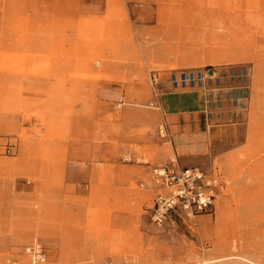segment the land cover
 <instances>
[{"label":"rangeland","instance_id":"374dc122","mask_svg":"<svg viewBox=\"0 0 264 264\" xmlns=\"http://www.w3.org/2000/svg\"><path fill=\"white\" fill-rule=\"evenodd\" d=\"M155 15L144 46L159 61L122 77L132 17ZM203 69L223 78L222 94L238 86L229 70L248 74L246 99L234 115L212 106L202 129L222 141L186 156L151 107V78ZM130 106L157 117L141 146L121 144ZM171 160L217 169L226 185L213 214L162 230L150 218L152 169ZM78 163L109 180L70 184ZM120 164L134 166L128 186ZM33 244L46 264H264V0H0V264H31Z\"/></svg>","mask_w":264,"mask_h":264},{"label":"built area","instance_id":"2783aa9c","mask_svg":"<svg viewBox=\"0 0 264 264\" xmlns=\"http://www.w3.org/2000/svg\"><path fill=\"white\" fill-rule=\"evenodd\" d=\"M228 78L235 80L238 86L229 88L228 97H223L222 90L225 89L223 78L213 69L182 70L166 77L156 73L151 78L154 95L151 107L160 108L159 99L164 95L197 90L208 98L207 116L212 106L222 111L226 104L232 107L234 115L239 111L241 104L238 88H246L248 74L237 73L231 69L228 71ZM164 132L163 127L161 129L163 137ZM225 185L217 169L209 172L196 167H181L176 160L154 167L152 187L156 191V196L150 214L152 223L162 230L176 228L179 224L193 225L197 218L216 211ZM25 254L31 264H46L49 261V254L39 244L28 246Z\"/></svg>","mask_w":264,"mask_h":264},{"label":"crops","instance_id":"0c3cea01","mask_svg":"<svg viewBox=\"0 0 264 264\" xmlns=\"http://www.w3.org/2000/svg\"><path fill=\"white\" fill-rule=\"evenodd\" d=\"M92 5V4H91ZM90 5V6H91ZM105 8L106 5L104 4ZM133 9V6H130ZM131 11V10H130ZM132 10V14H133ZM152 24L143 23L141 18L132 17V23L134 30L137 34V42H128L127 44L121 45V76L132 78L135 75H141L145 73V69L142 67L144 63L149 69L152 61L158 60L154 58L150 51L147 50L144 46V38L149 33L150 29L154 26H157V17L156 15L152 17ZM121 86V93L127 91V83L121 82L118 84ZM104 87L109 88L106 84ZM226 93V92H225ZM223 93V97H228V93ZM240 99L244 101L245 92L241 90L239 92ZM216 98V97H215ZM208 98L205 94L197 90L183 91L172 94H167L162 96L159 99L160 110L163 114L165 122H171L168 126L170 136L173 134L175 129L178 133L176 137H173L178 153L182 155H193L196 153L206 154L213 147V144L221 139L222 141V130H216L211 132V130L202 129V117L207 116ZM241 101V102H242ZM125 105L121 104L123 107ZM152 112L142 113L139 109L135 107H127L123 110V116L121 117V144L128 145L130 147L141 146V135L139 132L143 127H148L154 129L157 127V117L153 116ZM212 122V120H211ZM210 118H207V126L211 127ZM106 124L103 121L102 128L106 129ZM224 139V138H223ZM125 145V146H126ZM121 152H125V149H121ZM229 152L223 153L221 157H225ZM98 166H103V164H98ZM87 170L85 173L84 170ZM134 166L128 164H120L115 171L121 172L120 177H122V185L128 186L130 181V174H127L125 171L131 170ZM72 168V167H71ZM62 169V168H61ZM67 170V168H66ZM103 168H95L92 164L89 163H78L76 171H78L75 176V179L71 180L70 184L75 186H84L90 188L93 185L100 186L104 183L109 177L108 174H104L102 171ZM117 182H119L117 180ZM65 186L68 184L64 183ZM89 197V195H88ZM125 218V214H121V219Z\"/></svg>","mask_w":264,"mask_h":264},{"label":"bare ground","instance_id":"6f19581e","mask_svg":"<svg viewBox=\"0 0 264 264\" xmlns=\"http://www.w3.org/2000/svg\"><path fill=\"white\" fill-rule=\"evenodd\" d=\"M205 264H207V263H205Z\"/></svg>","mask_w":264,"mask_h":264}]
</instances>
